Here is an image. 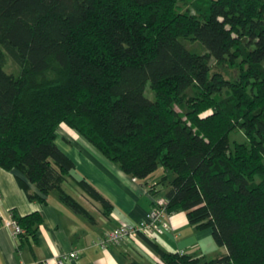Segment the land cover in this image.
<instances>
[{
	"label": "trees",
	"instance_id": "trees-1",
	"mask_svg": "<svg viewBox=\"0 0 264 264\" xmlns=\"http://www.w3.org/2000/svg\"><path fill=\"white\" fill-rule=\"evenodd\" d=\"M61 122L132 176L160 163L166 209L227 248L160 249L151 264H264V0H0V166L91 217L61 187L74 167L55 142ZM12 217L17 235L41 222Z\"/></svg>",
	"mask_w": 264,
	"mask_h": 264
},
{
	"label": "crops",
	"instance_id": "crops-1",
	"mask_svg": "<svg viewBox=\"0 0 264 264\" xmlns=\"http://www.w3.org/2000/svg\"><path fill=\"white\" fill-rule=\"evenodd\" d=\"M55 142L74 163L61 187L91 217L73 210L56 189L44 194L18 169L0 166V264H43L46 260L54 264L53 257L72 249L77 256L68 258L66 264H151L160 259V249L206 258L227 252L225 245L214 241L211 226L190 223L185 210L166 215L168 226L161 232L140 233L105 248L94 244L107 229L146 218L153 197L165 194L168 184L162 177L169 173L163 168L144 178L132 176L64 122L56 127ZM18 176L44 200L29 198ZM81 177L110 202L109 214L103 213L99 200L79 185ZM151 185L153 190L148 189ZM13 211L20 215L38 211L41 222L27 234H13L12 226L5 224Z\"/></svg>",
	"mask_w": 264,
	"mask_h": 264
},
{
	"label": "built area",
	"instance_id": "built-area-1",
	"mask_svg": "<svg viewBox=\"0 0 264 264\" xmlns=\"http://www.w3.org/2000/svg\"><path fill=\"white\" fill-rule=\"evenodd\" d=\"M150 187L151 186H149L148 189H150ZM167 202L168 198L165 195L154 196L146 218L140 219L134 223L125 222L107 229L103 234L94 239L93 243L99 245L101 248H105L110 243H119L123 239H132L140 233L150 235L151 233L161 232L168 226L165 216L173 212H169L166 209ZM5 224L12 226L13 234L23 231L13 217L6 220ZM75 256H77V252L72 249L66 253L56 255L52 259L54 264H66L68 258ZM43 264L50 263L46 260Z\"/></svg>",
	"mask_w": 264,
	"mask_h": 264
},
{
	"label": "rangeland",
	"instance_id": "rangeland-1",
	"mask_svg": "<svg viewBox=\"0 0 264 264\" xmlns=\"http://www.w3.org/2000/svg\"><path fill=\"white\" fill-rule=\"evenodd\" d=\"M187 46L189 48H191L190 42L187 43ZM212 66H214V69L218 68V70L220 69L221 71H223L225 75H228V74L234 75V76L237 75V70L235 68L228 69V71L226 72L224 69H222L221 66L215 65L214 60L212 61ZM5 67L9 70H13L14 72H17V67L11 63V60H9L7 62ZM145 93L147 96L153 97V91L151 90V88L149 87L148 84H146V86H145ZM242 138H243V135H242L241 131L231 133V139L240 140ZM162 169H163V166L159 163L158 167L154 171H155V173H159Z\"/></svg>",
	"mask_w": 264,
	"mask_h": 264
}]
</instances>
